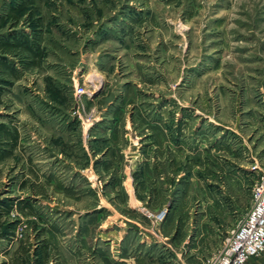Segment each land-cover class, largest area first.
<instances>
[{"label": "rangeland", "instance_id": "1", "mask_svg": "<svg viewBox=\"0 0 264 264\" xmlns=\"http://www.w3.org/2000/svg\"><path fill=\"white\" fill-rule=\"evenodd\" d=\"M0 158V264H207L264 170V0H0Z\"/></svg>", "mask_w": 264, "mask_h": 264}, {"label": "built area", "instance_id": "2", "mask_svg": "<svg viewBox=\"0 0 264 264\" xmlns=\"http://www.w3.org/2000/svg\"><path fill=\"white\" fill-rule=\"evenodd\" d=\"M82 93V89L77 90ZM264 256V170L252 187V204L247 217L227 237L224 247L207 264H248Z\"/></svg>", "mask_w": 264, "mask_h": 264}, {"label": "crops", "instance_id": "3", "mask_svg": "<svg viewBox=\"0 0 264 264\" xmlns=\"http://www.w3.org/2000/svg\"><path fill=\"white\" fill-rule=\"evenodd\" d=\"M248 264H264V256L252 258Z\"/></svg>", "mask_w": 264, "mask_h": 264}, {"label": "trees", "instance_id": "4", "mask_svg": "<svg viewBox=\"0 0 264 264\" xmlns=\"http://www.w3.org/2000/svg\"><path fill=\"white\" fill-rule=\"evenodd\" d=\"M30 48V50H31V47H29ZM31 51H34V49H32ZM1 159V158H0Z\"/></svg>", "mask_w": 264, "mask_h": 264}]
</instances>
